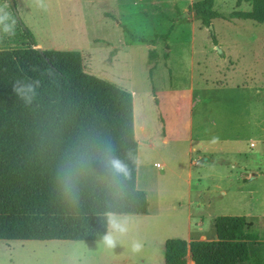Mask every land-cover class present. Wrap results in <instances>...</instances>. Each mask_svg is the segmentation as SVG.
Wrapping results in <instances>:
<instances>
[{
    "label": "rangeland",
    "instance_id": "374dc122",
    "mask_svg": "<svg viewBox=\"0 0 264 264\" xmlns=\"http://www.w3.org/2000/svg\"><path fill=\"white\" fill-rule=\"evenodd\" d=\"M14 1L16 9L0 0V15L6 14L14 29L20 22L28 27L42 45L38 48L81 46L85 71L136 91L137 186L147 192L150 211L113 214L128 226L124 234L108 226L114 247L103 240H0V264H165L167 238L216 239L215 220L222 214L247 215L249 230L260 236L261 243L250 242L251 259L239 264H264V24L231 17L251 4L216 0L214 8L224 17L207 27L173 12L187 0ZM105 10L112 12L106 21ZM118 20L130 32L118 29ZM0 29L9 39L3 25ZM132 34L152 45L161 42L164 63L167 39L173 49L167 67L150 66L140 42L124 46ZM191 85L194 104L188 109L178 91ZM165 87L179 109L176 123L167 124L160 115L157 94ZM136 242L143 245L139 252L132 250Z\"/></svg>",
    "mask_w": 264,
    "mask_h": 264
},
{
    "label": "trees",
    "instance_id": "16d2710c",
    "mask_svg": "<svg viewBox=\"0 0 264 264\" xmlns=\"http://www.w3.org/2000/svg\"><path fill=\"white\" fill-rule=\"evenodd\" d=\"M215 1L192 4L207 27L224 17ZM242 1L251 9L231 17L264 24V0L238 5ZM37 45L21 22L9 39L0 34V240H103L109 213L150 211L147 192L137 186L133 93L85 71L80 50ZM150 52L155 58V50ZM26 84L35 86L30 102L17 91ZM109 158L119 159L128 176L111 170ZM70 166L77 172L74 201L62 183ZM249 226L247 215L222 214L215 220L216 239L167 238L165 264H188L189 253L194 264L249 261L250 242L261 243Z\"/></svg>",
    "mask_w": 264,
    "mask_h": 264
},
{
    "label": "crops",
    "instance_id": "0c3cea01",
    "mask_svg": "<svg viewBox=\"0 0 264 264\" xmlns=\"http://www.w3.org/2000/svg\"><path fill=\"white\" fill-rule=\"evenodd\" d=\"M91 1L93 2V0H91ZM186 2H187V4L185 6L184 5L183 6H177L176 5L175 6L176 11H173V12H176L177 14H179L178 13V9H179L183 13V15L181 16L182 18L185 19V17L187 15H189V16L191 15V18L193 20L194 19H197L195 17L194 12L191 10L192 9V4L195 2V0H187ZM176 3L177 2H174V4H176ZM148 4H149V1H148ZM110 12H111L110 10L102 11L103 16H101V18L104 21H106L109 18ZM124 12H121V13H117L116 12V13H117V16H120ZM114 13H115V11H114ZM117 16H116V14H114V17H117ZM189 19H190V17H189ZM106 24H108V22H106ZM116 25H117L118 29H121L120 27L124 26V24H123V22L121 20H118L116 22ZM141 38L144 39V41H141L139 39L133 40L131 38L130 39H125L124 46L132 47L136 42H140V43L143 44L142 46H145L144 47L145 48V55H146V57L148 59V63H149L150 66H152V67H154L156 69V67L158 65L160 66V67L159 66L158 67L161 68V67H163L161 64H164V65H166L165 67H167V65H168L167 62L169 61L168 59L170 58L171 54L173 53V49L168 46V40L166 39L164 41L165 43H163V45L166 46L165 51H164V56L166 58L165 59V62L166 63H164V62L161 61V56H160L161 54H160V50H159L160 46H162L161 42H156L155 44L152 45V44H150V43L147 42V39L146 38H143V37H141ZM215 45L216 44L214 43L213 48H215ZM38 46H42V45L38 42L37 47ZM78 47H79L78 49L80 51H82L81 53L83 54V47H81V46H78ZM43 49H47V48H43ZM51 49H56V48H51ZM68 49L71 50L72 48H68ZM153 49L156 52L155 59L154 58L151 59V57H150V53H151L150 51L153 50ZM61 50H66V49H61ZM193 55H195V48L194 47L191 48V59H190L191 70H194V66L196 64V57H193ZM227 57H228V55L225 56V58H224L225 61H226V58ZM104 61H106V59ZM203 62H204V64L206 63L205 61H203ZM214 62L213 63L215 64V67L218 68V66L220 65V63H218V61H216V59H214ZM197 63L199 64V63H201V61H197ZM224 65H225V63H224ZM204 70H208V66L207 65H206V67H205ZM217 79L218 78L216 76H214V78L211 79L212 80V83L214 85H216V82H214V80H217ZM154 80H155V78H154ZM207 81H209V80L207 79ZM122 87L128 89L129 91H131L133 93V96H134V109H135L134 110V118H135V121H136V98H135L136 91L133 88H129V87H126L124 85H122ZM152 91L154 93L155 92V88ZM178 92H179L178 93V96H180V98L183 100V103L185 104V106H188V109H191V107L194 104V93H195L193 86L191 85L187 90H184L183 89V90H180ZM173 97L174 96H173V93H172V89L169 88V87H165V90H163L161 93L157 94L158 106L160 108V115L162 116L163 120L167 124H169V123H176L177 122V118H178L177 116L179 115V112H178L179 109L177 107H174ZM180 116H182V115H180ZM166 131H167V128H166ZM167 140L168 139H166V138L164 139V141H167ZM195 150H196L195 147H193V148L190 149V151H195ZM199 157H200V155H199ZM203 160H208V157L207 156H203ZM196 161H198V160H196ZM136 215H139V214H136ZM140 215H144V214H140ZM191 216H192V214H190V218H191ZM191 223L192 222H191V219H190L189 225H191ZM200 231H202V233H201L200 236H204V233H203V229L202 228H200ZM198 239H202V238L199 237ZM191 240H195V239H193V238H189L188 239V241H191ZM188 263L189 264H194V261L192 260L190 253L188 255Z\"/></svg>",
    "mask_w": 264,
    "mask_h": 264
},
{
    "label": "clouds",
    "instance_id": "9594fccd",
    "mask_svg": "<svg viewBox=\"0 0 264 264\" xmlns=\"http://www.w3.org/2000/svg\"><path fill=\"white\" fill-rule=\"evenodd\" d=\"M7 19V15H0V25H3V31L7 34H13L14 28L10 24H5V20ZM17 91L21 94L22 98L26 100V102L31 101L30 93H34L35 86L33 84H26L19 88ZM109 166L111 170H113L117 174H122L124 177L128 176L127 167L119 160L114 158H109L108 160ZM76 182H77V172L75 167L70 166L67 171H65L62 175V183L64 186V190L66 195L72 199L73 201L76 199ZM108 222L115 232L120 234H124L128 231L127 220H119L113 214H108ZM103 243L107 247H114L116 243V238L110 231L109 234L105 235L103 238ZM143 245L139 242H136L132 246L133 252L141 251Z\"/></svg>",
    "mask_w": 264,
    "mask_h": 264
},
{
    "label": "water",
    "instance_id": "95a60500",
    "mask_svg": "<svg viewBox=\"0 0 264 264\" xmlns=\"http://www.w3.org/2000/svg\"><path fill=\"white\" fill-rule=\"evenodd\" d=\"M9 2H10V4H11V6L14 8V9H16L15 7V1L14 0H8ZM211 28H213V26L211 25ZM217 49H218V51L221 53V54H223V50L220 48V46H217Z\"/></svg>",
    "mask_w": 264,
    "mask_h": 264
}]
</instances>
